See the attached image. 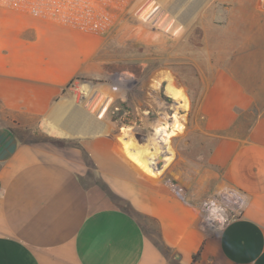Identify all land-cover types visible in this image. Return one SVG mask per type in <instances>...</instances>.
<instances>
[{"label": "crops", "instance_id": "1", "mask_svg": "<svg viewBox=\"0 0 264 264\" xmlns=\"http://www.w3.org/2000/svg\"><path fill=\"white\" fill-rule=\"evenodd\" d=\"M241 2L195 18L203 115L167 121L156 169L65 91L98 36L0 5V264H264V6ZM230 191L214 228L201 202Z\"/></svg>", "mask_w": 264, "mask_h": 264}, {"label": "rangeland", "instance_id": "2", "mask_svg": "<svg viewBox=\"0 0 264 264\" xmlns=\"http://www.w3.org/2000/svg\"><path fill=\"white\" fill-rule=\"evenodd\" d=\"M241 1L248 0H180L177 3L185 10L186 25L178 35L139 18L135 9L117 19L106 33L96 34L99 50L89 59L90 71L77 76L90 97L84 102L87 114L96 112L98 97L105 132H120V140L126 134L127 139L131 137L138 145L147 146L158 153L160 164L165 152L162 149L170 136L165 143L159 142L158 127L175 116L188 118L190 125L203 115L199 104L204 83L197 67L209 65V42L204 41L208 37H203L204 28L195 25L194 20L203 11L214 12L215 5L238 6ZM209 27L207 24V32ZM184 142L180 145L200 146H194L192 139ZM185 157L199 159L204 167L205 155Z\"/></svg>", "mask_w": 264, "mask_h": 264}, {"label": "built area", "instance_id": "3", "mask_svg": "<svg viewBox=\"0 0 264 264\" xmlns=\"http://www.w3.org/2000/svg\"><path fill=\"white\" fill-rule=\"evenodd\" d=\"M180 0H0V5L25 10L34 16L48 18L74 29L95 33H106L123 15L136 10L137 16L151 25L181 34L185 25V10ZM264 6V0H259ZM178 2V3H177ZM178 5V6H177ZM65 91H72L76 99L87 102V89L80 78H74ZM97 100H100L97 97ZM99 107V105H98ZM240 195L229 192L204 198L201 208L206 222L214 228H222L238 215Z\"/></svg>", "mask_w": 264, "mask_h": 264}, {"label": "bare ground", "instance_id": "4", "mask_svg": "<svg viewBox=\"0 0 264 264\" xmlns=\"http://www.w3.org/2000/svg\"><path fill=\"white\" fill-rule=\"evenodd\" d=\"M182 130H183V125H181L178 122V120L177 121L175 120L173 123H170V122L168 123L165 121L163 124H161L158 127V131H159L160 135H157V136H159V142L165 143L166 139L169 136H172V135H174L177 132L182 131ZM122 134L124 135V133H122ZM124 142H126L136 154H138L148 164H150V166H152V168L156 169V163L158 162L157 161L158 153H153L152 151H150V149L147 146L138 145L135 141H132L130 138L129 139L126 138V140H124ZM161 149H162V147H161Z\"/></svg>", "mask_w": 264, "mask_h": 264}, {"label": "trees", "instance_id": "5", "mask_svg": "<svg viewBox=\"0 0 264 264\" xmlns=\"http://www.w3.org/2000/svg\"><path fill=\"white\" fill-rule=\"evenodd\" d=\"M57 142L61 143L60 141H57ZM197 255H198V254H196V255L194 256V259H196V258H197Z\"/></svg>", "mask_w": 264, "mask_h": 264}]
</instances>
